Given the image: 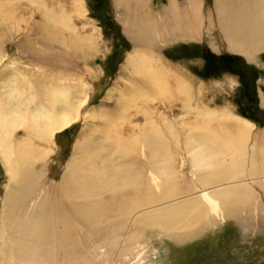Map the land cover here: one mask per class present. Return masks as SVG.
Instances as JSON below:
<instances>
[{"label":"bare ground","instance_id":"obj_1","mask_svg":"<svg viewBox=\"0 0 264 264\" xmlns=\"http://www.w3.org/2000/svg\"><path fill=\"white\" fill-rule=\"evenodd\" d=\"M176 1L168 0L164 18H150L149 0H112L126 34L134 37L139 47L151 48L168 35H179L202 37L214 47L220 43L248 59L264 49V0H212V9L207 12L203 0H187L184 7H178ZM65 2L0 0V73L8 63L15 64L1 46L5 47L6 41L23 43L13 37L17 31L24 38L25 34L45 35L48 39L44 38L41 45L50 53L62 50L59 45L68 53L76 48L83 53L94 49L85 23L81 29L74 20L73 11L85 8L83 0ZM22 21L25 27L16 25ZM7 23L10 39L6 35L3 41L8 28L1 27ZM23 53L20 50L17 56ZM126 63L137 75L128 81L129 90L141 92L135 96V110L141 101L150 106L152 101L163 105L177 99L193 108L189 81L174 77L169 65L151 51L136 50L127 56ZM11 76L15 77L14 84H4L0 89V162L7 175L0 206L4 228L0 264H54L61 250L68 258L84 253L76 258L77 264H110L112 259L92 256L98 248H104V254H113L116 249L113 264H157L149 261L156 255L148 246L150 239L144 238L147 228L155 227L168 237L182 240L197 232L201 223L213 224L219 210L239 214L245 228L261 225L264 141L253 143L250 152L247 150L254 126L251 121L227 109L205 107L195 120L183 122V132L168 120V138H154L155 123L143 110L142 138H138L126 134L135 126L129 123L132 112L117 124L111 123L112 114L103 113L97 143L92 146L89 134H80L58 186H52L47 184L46 165L55 148L54 137L79 118L83 122L87 119L83 109L92 90L84 89L83 83L76 85L79 88L65 86L60 78L45 71L35 75L36 79L21 72ZM178 142H182L181 148ZM141 157L146 159V169L134 162ZM186 157L192 180L185 185L174 163ZM260 174V179L245 178ZM188 187H201V191L153 207ZM116 197L119 201L115 206ZM143 207L147 209L140 210ZM74 258L70 262L74 263Z\"/></svg>","mask_w":264,"mask_h":264},{"label":"rangeland","instance_id":"obj_2","mask_svg":"<svg viewBox=\"0 0 264 264\" xmlns=\"http://www.w3.org/2000/svg\"><path fill=\"white\" fill-rule=\"evenodd\" d=\"M19 1L23 4L25 0ZM45 1L66 3V0ZM83 3L85 6L83 11L73 12L76 15L74 20L78 28L82 29V22L85 23L84 29L88 31L95 43L94 49L89 52L83 53L81 49L76 48L75 50L71 49L68 53L64 45H59L62 50L54 49L50 53L48 48L41 45L44 43V38L48 39L45 35L36 36L35 34L24 33V38L23 33H18L19 31L15 32L13 37L21 38L19 42L23 41V43H17L20 46L14 45L10 41L3 43L5 47L1 46L2 52L15 59V64L11 66L8 63L9 67L3 71L6 74L0 73V89L3 88L4 84H14L15 77L11 76L12 72H21L25 77L31 76L30 78L36 79L38 74L45 71L60 78L65 86L75 87L83 83L84 89L92 90V96L83 109L87 113V119L83 122L79 118L70 127L57 132L54 137L55 148L46 165L48 185L51 183L52 186H58L66 165L72 159L74 142L80 134L82 137L89 134L88 137L93 142L92 146L97 143L96 135L98 134V127L102 124L101 114L103 113L112 114L114 120L111 123L117 124L122 121L127 113L132 112L128 115V118L131 117L130 122L129 120L126 121L134 123L135 126L132 130L129 128L126 134L130 136L134 134L138 138H142L143 110L151 114L155 123L157 133L154 138H168V120L176 124L179 131L183 132L185 129L183 122L187 120L189 123L195 120L196 117L194 116L196 114L198 116V112L201 109L204 110L205 107L210 110L227 109L244 119L248 117L247 120L254 115L259 117V120H264V114L255 112L254 101L255 89H264V49L257 50L253 57L248 59L242 53L228 50L220 43L215 42L217 46L214 47L202 37L194 39L179 35H168V38L161 39L157 46L151 48L139 47L135 45L134 37L126 34L124 26L118 19V12L112 0H83ZM176 3L178 7H184L187 5V0H177ZM168 4V0H149L151 10L148 14L149 17L164 18L168 14ZM203 4L205 12L212 9V0H203ZM25 11L27 14V10ZM172 19L173 17L168 15V21H172ZM22 22L16 25L22 24L21 26L25 27L23 25L25 22ZM8 23L1 27L2 30L8 28ZM13 27L15 29L16 26ZM9 32L11 29L8 28L2 35L3 41L6 35V38L10 39ZM18 49L24 52L21 56H17L20 51ZM136 50L151 51L163 63L169 65L174 77H181L189 81L191 84L190 103L193 108L183 106V100L177 99L170 104L163 105L152 101L150 106L141 101L139 102L140 106L135 105L138 111L134 109L135 96H140L141 92L129 90L128 81H133L137 75L133 70L126 67V58ZM48 52L49 54H47ZM111 89L112 91H110ZM108 90L110 91L109 95ZM73 92L75 91L73 90ZM146 106L148 107L145 108ZM96 115L97 117L93 118ZM253 132H256L254 128ZM180 140L179 137L178 141ZM178 147H182V142H178ZM129 158L126 157V160ZM134 162L139 168L146 169L144 157L137 158ZM174 164H176L174 168L177 169L179 180L185 182L186 185L192 180L190 174L192 168L187 157L176 161ZM260 176L256 175L255 177L254 175L253 178H245L256 180L263 177V175ZM6 181L7 175L0 162V206L4 192L3 186ZM189 187L188 190L172 196L171 199L169 197L154 203L153 207L162 206L201 191V187L199 189H190ZM262 196V204H264V194ZM118 201L119 199L114 200L113 205L116 206ZM262 206L261 225L256 227L248 226L245 228L241 224L242 218L239 214L234 213L233 215L226 210H219L218 214L215 215L213 224L212 222L201 223L197 232L182 240L168 237L155 227L147 228L144 238L150 239L148 246L150 245L149 247L154 249V255H156L149 261L157 264H264V205ZM145 209L147 208H140V210ZM2 223V218H0V247L4 240ZM118 245L117 249L119 248ZM103 252H106L104 248L95 249L92 256L95 259H112L110 264H113L112 261L117 255L116 249L113 254H104ZM78 254L80 257L84 256V253ZM74 256L68 258L61 250L59 260L57 256L54 264H77L76 258L78 256L75 258ZM0 258L3 259L1 255ZM73 258L74 263H72Z\"/></svg>","mask_w":264,"mask_h":264},{"label":"crops","instance_id":"obj_3","mask_svg":"<svg viewBox=\"0 0 264 264\" xmlns=\"http://www.w3.org/2000/svg\"><path fill=\"white\" fill-rule=\"evenodd\" d=\"M254 96H255L254 101H255V109H256L255 112L258 114H264V97H263L264 96V89H255ZM249 119H250L249 121H251L253 123V125H254L253 128L256 131L255 133L253 131L251 132L250 141H248L249 143L246 142V146L248 147L247 150L250 152V148H249L250 145H252L254 142H256V145H260L264 141V138H263L264 137V120H259V117L257 118V116H255V115L253 117H250ZM253 128H252V130H253ZM254 153L256 154L257 158L260 156L259 150L255 151ZM257 176H260V175H257Z\"/></svg>","mask_w":264,"mask_h":264},{"label":"trees","instance_id":"obj_4","mask_svg":"<svg viewBox=\"0 0 264 264\" xmlns=\"http://www.w3.org/2000/svg\"><path fill=\"white\" fill-rule=\"evenodd\" d=\"M246 118V117H245ZM248 119V118H247ZM250 120V119H249Z\"/></svg>","mask_w":264,"mask_h":264}]
</instances>
